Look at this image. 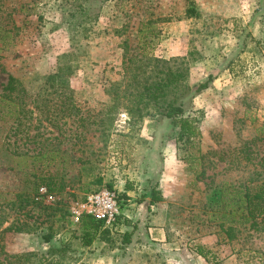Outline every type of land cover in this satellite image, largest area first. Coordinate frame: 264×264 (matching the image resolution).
I'll use <instances>...</instances> for the list:
<instances>
[{
	"label": "rangeland",
	"instance_id": "obj_1",
	"mask_svg": "<svg viewBox=\"0 0 264 264\" xmlns=\"http://www.w3.org/2000/svg\"><path fill=\"white\" fill-rule=\"evenodd\" d=\"M153 59L191 87L212 76L186 107L192 144L107 94L136 92ZM65 62L73 92H40ZM10 75L27 91L16 104L1 98ZM48 176L59 190L40 196ZM262 181L264 0H0V264H264V216L245 223L234 193ZM126 187L118 232L136 226L133 245L82 247L72 206Z\"/></svg>",
	"mask_w": 264,
	"mask_h": 264
},
{
	"label": "trees",
	"instance_id": "obj_2",
	"mask_svg": "<svg viewBox=\"0 0 264 264\" xmlns=\"http://www.w3.org/2000/svg\"><path fill=\"white\" fill-rule=\"evenodd\" d=\"M190 15H196L194 8L187 10ZM151 66L153 73L145 76L142 79H132V82L126 87L134 85L138 89L136 92H107L109 96L115 97L113 105H120L124 112L130 117L137 114L138 117H153L158 120L167 121L173 126L177 127L176 141L185 145L192 144L193 141L199 136L198 118L187 115V104L195 94H198L209 88L212 81V76L209 75L207 79L191 87L187 84V74L183 69L179 67H172L164 61L153 59L151 60ZM161 64V65H160ZM160 65V67H158ZM71 67L69 64H59L56 71L49 74L43 83V87L40 92H54L59 96L70 95L73 92L70 88L68 77L71 75ZM146 75V71H143ZM117 85V84H115ZM26 90L22 84L13 76H9L8 80L3 87L1 98L7 99L9 103H15L18 101V97L26 95ZM21 94V96H20ZM22 105V102L18 104ZM40 184L45 185L47 194L54 193L59 190L58 182L52 176L42 178L39 181ZM39 184V185H40ZM250 185V184H249ZM111 190V188H109ZM126 191H131L129 187L125 188ZM238 202L242 203V206H237V211L241 213L244 222L249 220L260 218L264 216V182H260L255 186H246L242 191L234 190ZM128 196H118L120 210H122V202H126L125 199ZM149 204L161 200L159 193L156 190H152L149 195ZM125 198V199H124ZM149 208V207H148ZM233 215L232 210L228 211ZM119 216V223L120 217ZM125 221V222H124ZM122 225L130 226L127 220L121 222ZM131 231L125 232H113L103 227V223L95 220L90 216H83L80 221L81 238L80 244L82 247H90L94 242L99 241L106 243L108 247H115L116 238L119 239L120 247H131L133 245V234L136 231V226H131ZM51 235L44 237V242H50ZM117 243V242H116ZM117 245V244H116ZM127 250V249H126ZM200 253V251H199Z\"/></svg>",
	"mask_w": 264,
	"mask_h": 264
},
{
	"label": "built area",
	"instance_id": "obj_3",
	"mask_svg": "<svg viewBox=\"0 0 264 264\" xmlns=\"http://www.w3.org/2000/svg\"><path fill=\"white\" fill-rule=\"evenodd\" d=\"M38 194L44 196L47 194L45 187L38 188ZM118 194L114 190L99 189L87 194L84 199L72 206L70 214L77 223L83 216H90L103 223V227L113 232H118L121 226L119 216L121 214Z\"/></svg>",
	"mask_w": 264,
	"mask_h": 264
},
{
	"label": "crops",
	"instance_id": "obj_4",
	"mask_svg": "<svg viewBox=\"0 0 264 264\" xmlns=\"http://www.w3.org/2000/svg\"><path fill=\"white\" fill-rule=\"evenodd\" d=\"M125 193H126V195L128 197H131V191H129V190L126 191L125 190ZM142 206H143V208H140L139 207V211L141 212V214L144 212V210L146 208H148V206L149 207H152V205L149 204V201L143 202V205ZM150 236H151V239H153L154 241H158V242H164L165 241V232H164V229H162V228H159V227L152 228L151 229ZM101 244H102L101 248H104V245L105 244L104 243H101ZM106 247L108 249V250L105 249L106 251L115 253L114 250H112V248H110V249L108 248V245ZM126 249H128V248L127 247H124V248L122 247L121 251H124ZM96 252H98V254H100L101 251L100 250H96ZM106 263L107 264H115L112 260L110 261L109 258L106 260Z\"/></svg>",
	"mask_w": 264,
	"mask_h": 264
}]
</instances>
